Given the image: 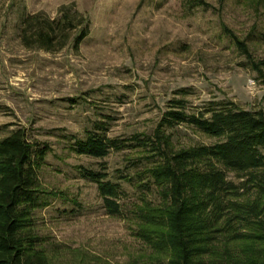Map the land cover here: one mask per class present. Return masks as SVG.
Instances as JSON below:
<instances>
[{"label":"rangeland","instance_id":"1","mask_svg":"<svg viewBox=\"0 0 264 264\" xmlns=\"http://www.w3.org/2000/svg\"><path fill=\"white\" fill-rule=\"evenodd\" d=\"M63 5L90 21L80 45L77 29L56 52L26 47L24 18L58 17ZM224 26L264 61V0H0V139L24 127L30 139L52 146L40 174L54 193L43 196L35 222L54 264H129L154 255L131 216L142 197L160 201L155 185H141L148 163L137 149L78 155L69 147L74 138L100 126L109 136L152 133L175 97L186 98L191 111L212 100L263 106L264 64L256 70ZM174 134L184 146L216 141L187 125ZM79 165L106 168L121 184L123 214L107 213ZM229 178L239 180L232 172Z\"/></svg>","mask_w":264,"mask_h":264},{"label":"trees","instance_id":"2","mask_svg":"<svg viewBox=\"0 0 264 264\" xmlns=\"http://www.w3.org/2000/svg\"><path fill=\"white\" fill-rule=\"evenodd\" d=\"M59 14L27 15L22 43L56 52L79 29L78 47L89 34V19L71 5L61 6ZM223 29L262 72L264 61L253 59L247 41L228 26ZM262 101L260 109H246L232 100H212L191 111L186 98L175 97L167 101L152 133L109 136L100 126V133L89 132L69 144L74 153L95 158L137 149L138 159L148 163L141 185L149 191L155 185L160 201L142 197L131 216L154 255L129 264H264V95ZM180 125L216 141L179 145L174 131ZM50 151L51 145L30 139L24 127L0 139V264H54L35 222V212L45 205L43 196L54 193L40 174ZM78 169L97 184L107 213L123 214L126 191L108 178V170ZM231 172L238 181L229 178Z\"/></svg>","mask_w":264,"mask_h":264}]
</instances>
